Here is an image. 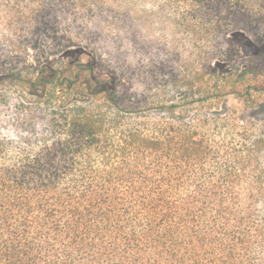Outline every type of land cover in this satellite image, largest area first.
<instances>
[{"label":"trees","instance_id":"16d2710c","mask_svg":"<svg viewBox=\"0 0 264 264\" xmlns=\"http://www.w3.org/2000/svg\"><path fill=\"white\" fill-rule=\"evenodd\" d=\"M3 47L0 264H264V133L229 104L264 92L257 0H0Z\"/></svg>","mask_w":264,"mask_h":264},{"label":"rangeland","instance_id":"374dc122","mask_svg":"<svg viewBox=\"0 0 264 264\" xmlns=\"http://www.w3.org/2000/svg\"><path fill=\"white\" fill-rule=\"evenodd\" d=\"M257 1L259 2V5L264 6V0ZM102 25L105 26V24ZM102 25H99V23L95 22V24L90 26L88 32L82 33L83 37L81 38H83L84 40V37H86V42L90 44V54H95V56L99 58L100 61L104 62H102L103 64H106L110 67L107 68L116 69L119 72H122L121 74H124L127 80H130L132 78L133 72H138L140 69L142 71L144 70L143 66L150 62L152 58L151 55H141V53L137 52L129 44H122L117 42L115 40V34L109 32L108 30H104L102 28ZM253 34L254 33H251L252 37H254ZM150 36L151 33L142 32V34L139 35V39H141V45H146V43L149 42L147 38H150ZM156 37L158 36L156 35ZM157 43L160 54V57L157 58L158 64H163V62L166 63L167 49L161 47L159 41H157ZM8 49L10 50L9 47H3L0 49V53L4 51L7 52ZM253 49L257 50L258 48L255 47ZM254 50L251 49L250 53H253L255 61H258L260 56L255 55V53L257 52H254ZM40 51L41 49L36 50V52L33 50L35 54H39ZM160 52L164 53L161 54ZM245 54L248 55L247 53ZM33 56L34 55L32 54V52H30V58H33ZM88 58L89 57H85V60H88ZM20 66H24V63H21ZM135 88L137 91L143 90L140 86H135ZM229 104L232 106V110L235 112V114L240 118L238 120L240 124L251 127L258 133H264V92L254 93L252 103L246 104L231 97L229 100Z\"/></svg>","mask_w":264,"mask_h":264}]
</instances>
